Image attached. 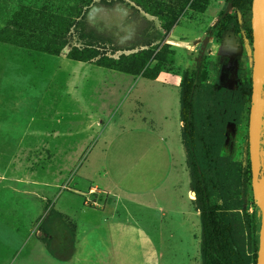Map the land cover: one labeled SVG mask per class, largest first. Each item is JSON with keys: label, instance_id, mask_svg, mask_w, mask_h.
<instances>
[{"label": "rangeland", "instance_id": "rangeland-1", "mask_svg": "<svg viewBox=\"0 0 264 264\" xmlns=\"http://www.w3.org/2000/svg\"><path fill=\"white\" fill-rule=\"evenodd\" d=\"M191 1L0 0V264L65 263L77 233L96 234L99 212L113 200L85 196L75 170L125 100L146 95L148 88L134 87L138 78L163 73L178 81L185 70L212 60L208 84L231 94L251 86L252 41L240 32L239 43L228 39L231 52L225 40L221 55L238 57L226 70L208 37L223 0L195 7ZM226 9L251 25V13ZM173 20L166 33L163 26ZM163 89L179 94L170 84ZM244 99L238 118L225 127L212 193L227 209L233 241L251 264L255 203L246 172ZM131 133L122 139L135 137ZM197 150L201 155L199 144Z\"/></svg>", "mask_w": 264, "mask_h": 264}, {"label": "crops", "instance_id": "crops-1", "mask_svg": "<svg viewBox=\"0 0 264 264\" xmlns=\"http://www.w3.org/2000/svg\"><path fill=\"white\" fill-rule=\"evenodd\" d=\"M228 7L223 0L222 10ZM215 44L222 56V44ZM169 84L178 95L163 89ZM137 85L148 88L146 95L137 92L125 100L75 170L78 187L112 204L99 212L95 235L77 233L70 259H50L51 264H202L200 212L180 119V77L160 73L138 78ZM128 131L135 137L122 139ZM115 142L120 143L112 149Z\"/></svg>", "mask_w": 264, "mask_h": 264}, {"label": "trees", "instance_id": "trees-1", "mask_svg": "<svg viewBox=\"0 0 264 264\" xmlns=\"http://www.w3.org/2000/svg\"><path fill=\"white\" fill-rule=\"evenodd\" d=\"M200 1H191L190 7H195L196 2L199 3ZM251 4L252 0H224V5L229 6L242 15L251 13ZM175 21L173 20L171 24L163 26L166 33L171 31ZM240 32L244 33V38L252 41L251 25L245 27L241 18L229 11L222 10L209 30L208 37H211L217 44H222L226 39L230 38H233L235 43H239L236 36ZM140 54L144 56L147 53L141 51ZM237 59L238 57L236 56L218 57V60L221 61L222 66L226 70ZM146 62L147 60L140 61L136 65L137 71L142 70ZM215 68V62L209 60L207 64L198 63L194 69L185 70L180 76V119L190 169L191 190L195 195V203L200 212L201 263L247 264L233 241L232 225L228 220L227 209L214 203L212 190L215 188L217 166L221 158L220 152L225 139V127L228 123L238 118L245 96H248V114L250 112L252 78H250L251 86L245 88L240 85L237 93L231 94L225 89H218L217 86L207 83L209 71H214ZM158 74L151 78H145L155 79ZM263 132L264 121L261 127L260 155L263 150ZM245 142L248 145V138ZM198 144L202 149L201 155L197 150ZM246 172L251 178L249 165ZM260 179L261 171H259ZM260 223L261 214L258 207L254 204L252 228L255 232V239L251 264H256L257 262Z\"/></svg>", "mask_w": 264, "mask_h": 264}, {"label": "water", "instance_id": "water-1", "mask_svg": "<svg viewBox=\"0 0 264 264\" xmlns=\"http://www.w3.org/2000/svg\"><path fill=\"white\" fill-rule=\"evenodd\" d=\"M252 88L248 122V147L251 173V190L255 205L261 214L256 264H264V197L260 193L261 168L260 136L264 121V0H252ZM262 154V153H261Z\"/></svg>", "mask_w": 264, "mask_h": 264}, {"label": "built area", "instance_id": "built-area-1", "mask_svg": "<svg viewBox=\"0 0 264 264\" xmlns=\"http://www.w3.org/2000/svg\"><path fill=\"white\" fill-rule=\"evenodd\" d=\"M260 171H261V179L259 181L260 185H264V132H263V150H262V154H261V168H260ZM94 194V191H89L87 193V197H89L90 195H93Z\"/></svg>", "mask_w": 264, "mask_h": 264}, {"label": "bare ground", "instance_id": "bare-ground-1", "mask_svg": "<svg viewBox=\"0 0 264 264\" xmlns=\"http://www.w3.org/2000/svg\"><path fill=\"white\" fill-rule=\"evenodd\" d=\"M228 42L230 43V44H227V45L229 46L228 50H230V47H231V45H233V44H231L232 41H230V40H228ZM228 54H229V53H228ZM228 54H227V55H228ZM260 193H261V195L264 197V187H263V186L260 187Z\"/></svg>", "mask_w": 264, "mask_h": 264}, {"label": "flooded vegetation", "instance_id": "flooded-vegetation-1", "mask_svg": "<svg viewBox=\"0 0 264 264\" xmlns=\"http://www.w3.org/2000/svg\"><path fill=\"white\" fill-rule=\"evenodd\" d=\"M230 39H232V38H230ZM226 40H228V39H226ZM235 41V40H234ZM225 42V41H224ZM223 44V43H222ZM224 56H232V55H224ZM237 57V56H236ZM264 96V95H263Z\"/></svg>", "mask_w": 264, "mask_h": 264}]
</instances>
